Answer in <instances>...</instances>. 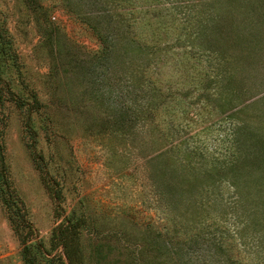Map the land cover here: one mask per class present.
Here are the masks:
<instances>
[{"label": "rangeland", "instance_id": "1", "mask_svg": "<svg viewBox=\"0 0 264 264\" xmlns=\"http://www.w3.org/2000/svg\"><path fill=\"white\" fill-rule=\"evenodd\" d=\"M68 4L77 0H0V41L7 46L6 53L0 46V77L20 101L31 103L35 95L40 103L30 113L11 98H5L2 106L4 159L25 207L31 228L28 243L39 264H48L49 258L60 254L50 246L53 228L65 218H81L84 264H168L160 239L165 221L154 186L158 160L146 162L154 154L143 130L133 134L126 129L128 96L123 85L121 90L110 85L114 83L110 61L104 77L99 76L96 34ZM78 8L87 13L92 6ZM235 19L231 25L245 45L230 48L235 67L228 68L235 73L227 85L240 90L239 95L226 113L217 109L211 113L198 104L200 115L194 116L192 131L178 141L190 137L194 147L217 155L229 151L231 146L224 141L234 131L238 141L234 147L240 148L244 165L250 163L249 156H256L261 171L241 177L240 195L261 208L257 213L252 210L256 217L248 218L245 234L259 233L264 239V22L251 27ZM161 72L165 85H182L191 69L167 64ZM115 89L126 109L121 128L114 123L119 108L112 98ZM101 95L104 99H99ZM33 151L42 156L38 165ZM39 168L52 193L60 196L58 201L45 189ZM245 208L239 213L248 217L250 205ZM22 250L0 200V264H25ZM257 250L263 257L264 240ZM244 262L259 264L254 253Z\"/></svg>", "mask_w": 264, "mask_h": 264}, {"label": "trees", "instance_id": "2", "mask_svg": "<svg viewBox=\"0 0 264 264\" xmlns=\"http://www.w3.org/2000/svg\"><path fill=\"white\" fill-rule=\"evenodd\" d=\"M85 4L92 6L91 11L84 13L78 8ZM68 5L96 34L99 76L104 77L106 62L110 61L114 73V83L110 85L117 86V90L123 85L128 96L126 129L133 134L143 130L148 138L147 147L154 154L146 162L151 165L154 159L158 160V182L154 186L165 221L160 233L165 262L248 264L244 259L254 253L257 263L262 264L264 256L257 255V247L264 239L259 233L250 237L245 234L248 218L256 217L252 210L257 213L261 208L257 202H249L240 195L241 177L261 171L256 156H249L250 163L244 165L240 148L234 147L238 143L234 131L224 141L229 142V151L217 155L194 147L190 137L181 141L178 138L192 131L194 116L200 115L198 104L201 103L202 110L209 107L211 113L216 109L219 114L226 113L233 97H238L240 90L227 85L235 73L228 68L235 67L230 48H242L245 41L238 40L241 36L231 24L235 17L251 27L263 24L264 0H77V4ZM50 29L57 37L56 29ZM0 46L6 53L4 41H0ZM167 64L177 70L191 69L182 85L162 83L161 69ZM116 89L112 98L119 108L114 123L121 128L126 109ZM5 98L17 100L29 113L37 110L40 103L35 95L31 96V103L20 101L0 77V200L23 245L24 263L39 264L28 243L31 228L25 207L13 187L4 159ZM232 115L234 112L225 117ZM33 159L38 165L42 156L33 151ZM40 170L45 189L58 201L60 196L52 193L46 175ZM249 181H244L246 188ZM220 190L231 194L230 198H224ZM245 201L250 205L248 217L239 213L249 207ZM82 224L81 218H65L53 228L50 246L60 254L49 258L48 264H84Z\"/></svg>", "mask_w": 264, "mask_h": 264}]
</instances>
